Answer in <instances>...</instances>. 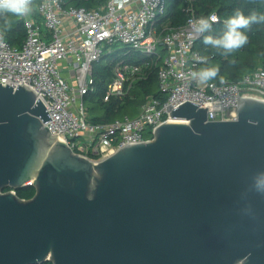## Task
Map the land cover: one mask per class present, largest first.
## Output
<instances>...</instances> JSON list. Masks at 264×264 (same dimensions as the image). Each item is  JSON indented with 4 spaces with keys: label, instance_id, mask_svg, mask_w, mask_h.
<instances>
[{
    "label": "water",
    "instance_id": "water-1",
    "mask_svg": "<svg viewBox=\"0 0 264 264\" xmlns=\"http://www.w3.org/2000/svg\"><path fill=\"white\" fill-rule=\"evenodd\" d=\"M238 102L225 121L171 104L188 122L96 162L30 87L0 83V264H264V101Z\"/></svg>",
    "mask_w": 264,
    "mask_h": 264
},
{
    "label": "built area",
    "instance_id": "built-area-1",
    "mask_svg": "<svg viewBox=\"0 0 264 264\" xmlns=\"http://www.w3.org/2000/svg\"><path fill=\"white\" fill-rule=\"evenodd\" d=\"M187 1L186 22L172 26L164 19L168 0H107L97 9L66 6L64 0H40L38 15L32 12L22 18L27 29L23 45L10 44L4 35L0 40V83L14 89L30 87L52 118L47 123L50 132L59 133L74 153L96 162L125 146L154 140L159 126L176 120L167 109L171 104L176 108L190 101L208 107L207 121L235 120L238 97L264 101V66L239 82L194 80L191 73L207 62L196 46L205 33L193 31L189 21L201 17L193 0ZM213 15L219 22L217 13L208 17ZM118 42L142 53L146 61L117 62L104 101L129 96L159 60L163 63L158 82L166 99L149 98L135 117L94 123L84 103V97L95 90L93 65L106 46Z\"/></svg>",
    "mask_w": 264,
    "mask_h": 264
},
{
    "label": "trees",
    "instance_id": "trees-1",
    "mask_svg": "<svg viewBox=\"0 0 264 264\" xmlns=\"http://www.w3.org/2000/svg\"><path fill=\"white\" fill-rule=\"evenodd\" d=\"M66 6L85 7L97 9L103 6L107 0H64ZM40 0H35L33 14L38 15ZM187 0H168V14L164 18L172 26H180L187 20ZM195 10L200 17H208L217 13L220 21L213 24L211 32L205 33L198 41L197 48L207 56V62L201 67L219 66L220 72L216 79L239 82L242 77L264 66V23L252 25L251 30H244L249 37L248 43L229 56H221L219 51L206 46L203 43L205 35L219 37L225 21L231 17L235 10L240 9L245 15L251 11L264 12V0H193ZM5 39L12 45L21 47L27 37V29L22 18L16 19L11 30L4 33ZM140 64L146 61V57L122 43H114L105 47L104 54L93 65L95 78V90L84 97V103L88 117L94 123H108L124 116L135 117L140 108L151 97L166 99V95L160 90L158 82V70L163 61L159 60L157 66L149 70L147 79L136 83L129 96L124 99L111 98L104 101L108 84L113 79V69L117 62ZM200 68V69H201ZM35 188L28 186L17 191L19 197L30 199L35 195ZM42 264H53L46 261Z\"/></svg>",
    "mask_w": 264,
    "mask_h": 264
},
{
    "label": "clouds",
    "instance_id": "clouds-1",
    "mask_svg": "<svg viewBox=\"0 0 264 264\" xmlns=\"http://www.w3.org/2000/svg\"><path fill=\"white\" fill-rule=\"evenodd\" d=\"M35 7V0H0V40L6 31L11 30L16 19L30 15ZM218 22L216 16L201 17L189 23L196 34L211 32L213 23ZM264 23V12L251 11L245 15L240 9L225 21L224 30L219 37L205 35L203 43L219 51L221 56H229L244 47L249 37L244 30H251L252 25ZM219 66L201 68L193 71L191 77L201 83L214 80L219 75ZM223 78L221 77V82ZM264 178V177H262ZM259 185L264 187V179L259 180Z\"/></svg>",
    "mask_w": 264,
    "mask_h": 264
},
{
    "label": "bare ground",
    "instance_id": "bare-ground-1",
    "mask_svg": "<svg viewBox=\"0 0 264 264\" xmlns=\"http://www.w3.org/2000/svg\"><path fill=\"white\" fill-rule=\"evenodd\" d=\"M174 122H186V120H183V119H177V120H174Z\"/></svg>",
    "mask_w": 264,
    "mask_h": 264
}]
</instances>
